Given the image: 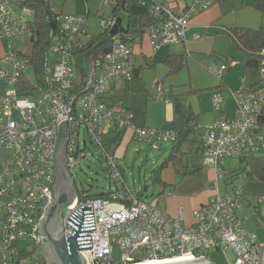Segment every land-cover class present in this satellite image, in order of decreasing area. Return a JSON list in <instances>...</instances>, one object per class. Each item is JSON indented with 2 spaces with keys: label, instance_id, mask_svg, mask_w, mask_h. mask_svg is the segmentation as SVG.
Listing matches in <instances>:
<instances>
[{
  "label": "built area",
  "instance_id": "2783aa9c",
  "mask_svg": "<svg viewBox=\"0 0 264 264\" xmlns=\"http://www.w3.org/2000/svg\"><path fill=\"white\" fill-rule=\"evenodd\" d=\"M29 0H0V39H23L31 44L34 31L28 27L35 11ZM105 4L109 0H103ZM214 0H190L180 13L165 3H150L147 12L154 23L145 28V36L155 51L163 46L185 41L190 21L207 11ZM113 4V3H112ZM57 35L42 65L43 81L22 95L16 83L28 67V59L10 47L4 57L12 68L10 75L0 71V82L12 88L0 92V264H13L12 250L19 242L25 248L42 242L40 221L54 203V165L61 125L66 123L67 167L78 165V135L83 128L107 162V172L114 189L104 198L79 199L72 209L61 214L64 235L72 230L65 225L80 206L92 205L95 231L89 233L91 249L82 252L87 264H145L207 258L211 251L231 250L233 264H259L263 244L243 228L242 186L233 188V197L219 194L192 212L193 224L183 225V214L169 219L156 207L140 200L124 186L117 159L103 147V136L112 128L130 130L137 142L159 149L173 143L177 132L171 129H143L132 123V113L120 103H107L103 96L120 89L132 79L133 50L113 37L109 51L92 59L83 76L73 67L74 52L88 39L85 17L59 15ZM115 18L102 19L101 27L109 32ZM233 39L231 32L224 30ZM198 35L194 36L197 40ZM235 40V39H234ZM54 56L51 65L50 57ZM264 56V51L261 53ZM263 67L260 70L264 72ZM226 63L210 69L218 77ZM158 83L155 100L162 99ZM234 105L232 119L222 113L225 98L220 93L211 97V109L219 114L212 124L203 127L200 136L201 165L214 168L215 180L226 174L219 166L227 158L245 159L264 149V124L258 116L264 110V91L254 92L242 85L229 94ZM195 131L196 124L191 125ZM168 193L167 195H170ZM264 203V197L261 198ZM119 250V261L113 259V246ZM76 247V244H75ZM77 249V247H76Z\"/></svg>",
  "mask_w": 264,
  "mask_h": 264
},
{
  "label": "crops",
  "instance_id": "0c3cea01",
  "mask_svg": "<svg viewBox=\"0 0 264 264\" xmlns=\"http://www.w3.org/2000/svg\"><path fill=\"white\" fill-rule=\"evenodd\" d=\"M153 2L165 3L171 9L180 13L187 7L190 0H129L128 12H120L115 16L116 18H122V26L125 28L128 23L129 15L136 17L144 16L147 10L146 5ZM257 2L258 0H214L212 6L207 11L200 13L190 21V28L185 34L184 42L163 46L155 51L151 48L147 36L143 35L132 46L133 56L131 61L133 64V72L131 81L123 88L108 90L104 94L103 99L109 104L117 102L122 103L125 108L132 113L133 125L143 129L161 130L173 128L175 125L174 109L177 104L176 98L180 103L190 109L194 124L199 127L200 125L206 126L212 124L217 115L213 114V117L208 119L207 116L205 117L203 115L205 112L202 111L200 107H196L194 103L190 102L191 99H193L191 98V94H198L202 91L206 94L207 104L209 103L210 109L212 95L216 92L222 94L225 98V103L222 106V113L227 118L232 117L234 114V105L232 101L229 100V94L232 91H229L227 95L223 94L224 89L227 87L224 81H220V84L217 86L208 88L199 87V89L195 90L196 87L194 88L190 78L192 72L191 66L192 64L199 65L204 71L205 68L200 63V57L209 54L212 56L216 55L220 44H222L227 37L234 43V39L224 30L232 33L233 30L258 29L261 27L263 14L255 7ZM112 13L113 11L111 9L110 16H112ZM89 14L90 10H87L85 16L87 17ZM86 20L85 18V25L86 28H88ZM195 35L199 36L197 40L194 39ZM15 41L19 40L17 39ZM22 41L25 42L26 40L22 39ZM10 47L14 49L12 44L7 47V43L3 39H0V71L8 75L12 73V68L5 62L4 57L8 53ZM238 47L241 48L240 46ZM18 52L21 56L30 55H25L21 51ZM180 59L184 60L183 68L171 74V64L176 66L180 62ZM213 62L219 67L222 63H234V59L228 60L226 57L222 59L214 58ZM3 63L7 65L6 67H8V70L2 68ZM147 63L151 64V66H146ZM185 68H187L189 72L188 84L193 91L179 93L177 91L179 83L175 81L176 79L171 80L170 77L183 72ZM260 79L261 78L255 79L254 74L243 71L240 87L245 85L250 88ZM158 83H160L162 87L163 100L157 101L154 99V96L156 95ZM7 84V82H0V92L7 89ZM222 86L225 88H221ZM230 89L234 88H229V90ZM187 96H189V98L185 101ZM210 109L208 107L207 110ZM202 132L203 131L194 130L193 133L190 134L189 140L180 146L181 149L179 150L181 155L186 154V152H188V154L189 152L190 154H194L192 162L186 157L185 165L188 169L176 173L172 167L168 166L159 175L161 184L157 183L162 191V196L157 200L159 207H157L158 205L156 207L164 212L169 219L176 218L181 210L183 214V225L185 227L193 224L192 212L194 210L205 204L213 195H221L219 186L220 180H215L216 172L214 168H207L201 165L202 149L199 140ZM132 143L140 142L135 141L131 131L128 130L124 134L121 144L116 151L118 161L125 158L128 147ZM175 143H171V153L173 152V147L176 145ZM183 149H185V151H183ZM238 178L242 179V185L245 187L246 192L244 228L246 231L254 234L261 244H264V234L261 232L262 230L264 232V219L261 217L260 209L251 206V203L247 201L248 195H255L264 191V188L258 182H249L242 177ZM168 193L171 194L167 195ZM145 199L146 198H144L143 201L147 202ZM255 218L261 223L258 224ZM260 224L262 227H260ZM34 249L35 247H33V250Z\"/></svg>",
  "mask_w": 264,
  "mask_h": 264
},
{
  "label": "rangeland",
  "instance_id": "374dc122",
  "mask_svg": "<svg viewBox=\"0 0 264 264\" xmlns=\"http://www.w3.org/2000/svg\"><path fill=\"white\" fill-rule=\"evenodd\" d=\"M51 4L60 15L67 14H78L85 17L87 20V31L91 35H97L103 31L101 27V20L108 19L111 15V3L114 0H109L108 4H105L103 0H50ZM87 10H90V14L85 16ZM261 26H264V16L261 22ZM7 47L12 44L16 51H21L25 55L31 54V44L29 42H24L22 39L19 41L6 40ZM223 57L228 58V60H233L234 63L228 62L226 64V71L223 72L219 77L213 74L210 69L219 68L214 62V58L222 59ZM54 56L50 57L51 65L54 63ZM200 63L205 68L204 71L198 65L191 66V81L196 89L199 87L208 88L217 86L220 81H224L227 87L223 91L224 95H227L229 91H234L240 87L242 82V72L247 71L254 74L255 79L261 78L263 72L256 69L246 68L245 61L247 59V54L243 52L238 46L231 42L230 38L227 37L226 40L220 44L219 50L216 55H206L202 56ZM191 64V63H190ZM7 65L3 63V69L8 70ZM188 70L184 69L183 72L178 73L175 76L170 77L171 80L177 81V91L179 93H187L193 91L191 86L188 84ZM44 75L41 72L34 74V71L27 67L23 74L18 79L15 88L22 94H27L31 91L32 86L38 87L40 82L43 81ZM198 87V88H197ZM12 88V86L7 84V89ZM201 88V89H202ZM229 88H234L230 89ZM203 92V91H202ZM198 94H191V101L196 107H200L205 117L208 119L216 114L218 118L219 114L210 109L209 103L207 104L206 94L203 92ZM219 93V92H216ZM190 96V95H189ZM186 97L185 101H187ZM209 107L210 110H207ZM233 117V116H232ZM229 117V119H232ZM215 118V119H216ZM215 121V120H214ZM209 124V123H208ZM203 126L200 125L199 131H203ZM78 165L73 169L69 170V175L72 180L73 186L76 191L77 197H92L95 195L105 194L109 192L110 189H114V185L111 183L108 172H107V162L105 158L100 154V152L91 143L87 132L81 128L78 135ZM159 149H152L148 144L145 143H132L127 150L125 158L117 160L118 166L121 168V176L124 181V186L127 190L131 191L134 195L139 192H143L145 200L159 207L158 195L161 193V189L157 182L155 181L152 172L158 170L162 162L168 158L172 151L171 143L161 144ZM185 151V149H183ZM183 153V152H182ZM183 161H186L188 157L189 161L192 162L194 159V154H186L180 156ZM245 167V162L239 159L227 158L223 160L219 168L227 173L222 180L219 181V186L221 190V195H229L233 197V188L242 185V179L238 177H233L243 170ZM259 183V182H258ZM264 188V185L260 183ZM264 196V191H261L255 195H248L247 201L251 203V206L258 207L260 209L261 217L264 219V204L259 203V197ZM157 203V204H156ZM63 213V211H62ZM256 222L261 223L257 218ZM260 227L262 225L260 224ZM261 231V230H260ZM263 234V230L261 231ZM27 242L22 241L18 243V246L12 250L13 264H35V260L32 256L19 258V252L25 249ZM208 260L212 261L214 264H233L235 260V255L231 250L223 252L211 251L206 254ZM113 259L115 262L119 261V250L116 245L113 246Z\"/></svg>",
  "mask_w": 264,
  "mask_h": 264
},
{
  "label": "trees",
  "instance_id": "16d2710c",
  "mask_svg": "<svg viewBox=\"0 0 264 264\" xmlns=\"http://www.w3.org/2000/svg\"><path fill=\"white\" fill-rule=\"evenodd\" d=\"M27 6L33 8L35 11V16L33 20H31L28 24V27L34 31V37L31 40V54L29 56L24 57L28 59V67H30L34 71V74H37L38 72H41L44 60L46 61V55L49 46L51 45L53 38L57 35L58 23L56 17H58L60 14L56 13L50 0H29ZM111 6L113 13L112 16H110L109 18L117 19L115 16L117 13L128 12L129 0H114L113 4L111 3ZM255 7L264 16V0H258ZM153 23L154 21L149 16L147 10L144 16L136 17L129 15L128 23L124 28L123 33L118 34V38L132 48L133 44L136 43L137 40L145 34V28L152 25ZM87 35L88 39H86L82 43V47L80 49L75 50L74 52L73 67L75 69L76 75L78 76H83L85 74L89 62L96 56H98V54L109 51L110 44L113 40V37H111L105 30L94 36L89 35L87 31ZM232 35L235 39L233 42L236 45L240 46V49L247 54V59L245 61L246 68L261 70L263 67V64L261 63L264 59V56H261V53L264 51V26H261L258 29L233 30ZM183 65V59H180V62L176 66L171 64V74H174L176 71H179L181 68H183ZM146 66L150 67L151 64L147 63ZM250 89L254 92L264 91V72L261 79L252 87H250ZM176 101L177 104L175 105L174 109L175 125L173 128H170L171 130L177 132L175 140V142H177L172 143H175L176 145L173 147V152L168 156V158H166L162 162L158 170L152 172L155 181L160 184L161 180L159 178V175L168 166L172 167L176 173H178L179 171L181 172V170L185 171L188 169V167L185 165L186 163L180 157L181 153L179 149H181V144H184V142L188 141L190 134L193 133L194 129L191 125L194 123V121L190 109L180 103L177 98ZM257 120L258 124H264V110L262 113H260ZM125 133L126 130H115L110 128L103 136L104 149L107 153H110L111 155L115 156L116 159V151L119 148ZM240 161L245 162V167L240 172L233 174V177H242L246 181L259 182L264 185V149L260 150L258 154L249 156L245 159H241ZM121 171L122 170L119 167L120 174ZM225 176H227V173L224 175V177ZM240 186L244 188L242 200L243 209H241L238 214L242 217L244 228L246 192L245 187L243 185ZM107 193L95 195L92 197L78 198H104L108 195ZM136 196L140 200L144 199L142 191L139 192ZM161 196L162 191L157 197L160 198ZM261 198L259 199V203L264 204L263 202H261ZM255 208L258 209V207ZM257 242L260 243L258 240ZM32 253L33 247L29 246L19 252V258L22 259L26 256L30 257Z\"/></svg>",
  "mask_w": 264,
  "mask_h": 264
},
{
  "label": "water",
  "instance_id": "95a60500",
  "mask_svg": "<svg viewBox=\"0 0 264 264\" xmlns=\"http://www.w3.org/2000/svg\"><path fill=\"white\" fill-rule=\"evenodd\" d=\"M122 18L116 19L115 26L108 32L111 37L123 33ZM54 165V203L51 201L45 217L40 221V234L42 242L33 250V258L43 254L46 264H87L85 257L77 250L91 249V238L89 233L95 231L92 205L80 206L66 220L65 225L73 232L64 235L63 227L56 226L57 220L61 219L63 209L69 210L76 206L77 195L69 175L67 167V136L66 123L61 125V133L58 136L55 152ZM63 179L68 187H57L58 180ZM62 220V219H61ZM62 222V221H61ZM62 224V223H61ZM76 244V247H75ZM45 247L44 253L41 247ZM164 264H214L207 258L187 261H176ZM259 264H264V244L260 251Z\"/></svg>",
  "mask_w": 264,
  "mask_h": 264
},
{
  "label": "flooded vegetation",
  "instance_id": "af4514ba",
  "mask_svg": "<svg viewBox=\"0 0 264 264\" xmlns=\"http://www.w3.org/2000/svg\"><path fill=\"white\" fill-rule=\"evenodd\" d=\"M61 185L68 187V183L67 182H65L63 179H61V180L59 179L57 181V183H56V186L57 187H60ZM61 221H62L61 219L60 220L58 219L57 222H56V226L58 228H60V226H62V224H61L62 222ZM41 251L44 253V251H45V247L44 246L41 247ZM31 256L33 257V255H31ZM43 256H44L43 254L42 255L41 254H38L37 257L34 258L35 264H46L45 257H43Z\"/></svg>",
  "mask_w": 264,
  "mask_h": 264
},
{
  "label": "bare ground",
  "instance_id": "6f19581e",
  "mask_svg": "<svg viewBox=\"0 0 264 264\" xmlns=\"http://www.w3.org/2000/svg\"><path fill=\"white\" fill-rule=\"evenodd\" d=\"M176 262V261H174ZM164 263H169V262H163V263H159V262H148V263H145V264H164Z\"/></svg>",
  "mask_w": 264,
  "mask_h": 264
}]
</instances>
